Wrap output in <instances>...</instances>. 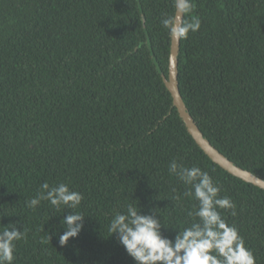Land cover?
I'll use <instances>...</instances> for the list:
<instances>
[{
    "label": "trees",
    "instance_id": "1",
    "mask_svg": "<svg viewBox=\"0 0 264 264\" xmlns=\"http://www.w3.org/2000/svg\"><path fill=\"white\" fill-rule=\"evenodd\" d=\"M193 2L201 26L179 41L181 99L219 153L264 180V0ZM174 13V0H0V232H26L13 264H136L109 230L128 204L158 214L170 240L196 222L173 160L231 198L236 215L219 211L264 264V190L203 152L164 84L161 20ZM43 183H66L81 205L29 208ZM70 211L83 228L62 246Z\"/></svg>",
    "mask_w": 264,
    "mask_h": 264
},
{
    "label": "clouds",
    "instance_id": "2",
    "mask_svg": "<svg viewBox=\"0 0 264 264\" xmlns=\"http://www.w3.org/2000/svg\"><path fill=\"white\" fill-rule=\"evenodd\" d=\"M174 7V15L162 18L161 24L172 38L186 39L189 32L194 33L201 26L199 17L191 15L195 4L193 0H174ZM185 15L190 18L185 20ZM169 173L190 186L185 196H193L198 206L188 215L197 218L196 222L176 231L174 239L170 240L161 234L163 224L158 214L153 211L152 214H139L137 206L128 204L125 212L115 214L109 230L118 235L119 243L136 264H256L253 252L245 246L238 229L228 224L219 211L231 210L230 214L235 216L236 205L230 197L219 195L221 189L208 172L173 160ZM44 200L57 209L63 206L75 210L81 205L83 195L71 190L66 183L52 187L43 183L41 191L26 204L34 209ZM83 219L84 215L76 211L64 217L65 231L59 237L60 245L78 236ZM25 238L26 232L17 230L16 226L0 232V264H13L16 242Z\"/></svg>",
    "mask_w": 264,
    "mask_h": 264
},
{
    "label": "water",
    "instance_id": "3",
    "mask_svg": "<svg viewBox=\"0 0 264 264\" xmlns=\"http://www.w3.org/2000/svg\"><path fill=\"white\" fill-rule=\"evenodd\" d=\"M177 16H179V13H177ZM179 41L180 39L171 37L168 60V75L167 78L163 77V81L166 88L171 94L173 105L176 107L180 118L184 122L188 132L190 133L194 141L213 162H215L232 176L264 190V180L236 166L227 158H225L221 153H219L198 130L191 116L186 110L178 90L177 82V57Z\"/></svg>",
    "mask_w": 264,
    "mask_h": 264
}]
</instances>
